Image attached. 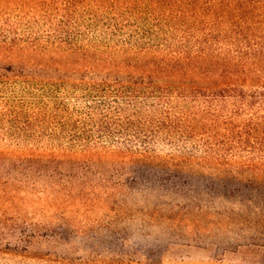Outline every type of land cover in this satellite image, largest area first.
I'll return each instance as SVG.
<instances>
[{"label":"trees","instance_id":"trees-1","mask_svg":"<svg viewBox=\"0 0 264 264\" xmlns=\"http://www.w3.org/2000/svg\"><path fill=\"white\" fill-rule=\"evenodd\" d=\"M0 56V124L39 134L0 167L64 172L89 249L3 220L0 264H165L179 240L264 259V0H0Z\"/></svg>","mask_w":264,"mask_h":264},{"label":"rangeland","instance_id":"rangeland-1","mask_svg":"<svg viewBox=\"0 0 264 264\" xmlns=\"http://www.w3.org/2000/svg\"><path fill=\"white\" fill-rule=\"evenodd\" d=\"M0 58L3 59V56ZM9 92L7 95L11 100H15L20 87L15 88L13 84ZM2 124H5V121H2ZM6 126L7 123L0 128V147H6V143L10 142L39 139V134L10 135L5 132ZM58 139L65 141L66 137L60 135ZM1 164L3 161L0 162ZM33 169L34 162L31 160L26 162L24 169L18 166L7 171L3 166L0 167V209L5 210L4 213H0V221L9 220L6 224L12 227L22 222L24 224L32 222V227H35L40 234H66L65 230L68 228L71 239L69 249L61 245L56 248H46L44 251H51L57 255L72 254V256H79L84 251H89L77 234L83 211L77 204L78 191L71 190L70 196L66 195L67 190L70 189L65 184L64 172L51 176L48 166L42 173H34ZM7 178L6 185L4 180ZM4 199L8 201L4 203ZM68 223H72L73 227L71 228ZM7 239L13 238L9 236ZM5 240L4 238L3 241ZM162 260L165 264H264L263 249L259 245H240L221 255L211 245H195L181 240L166 246Z\"/></svg>","mask_w":264,"mask_h":264}]
</instances>
